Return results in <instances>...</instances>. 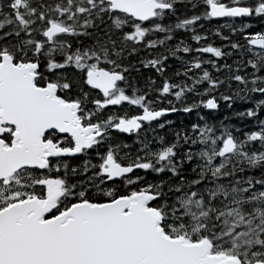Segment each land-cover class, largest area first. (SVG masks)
<instances>
[{
    "label": "snow or ice",
    "instance_id": "6c2138e0",
    "mask_svg": "<svg viewBox=\"0 0 264 264\" xmlns=\"http://www.w3.org/2000/svg\"><path fill=\"white\" fill-rule=\"evenodd\" d=\"M0 264H264V0H0Z\"/></svg>",
    "mask_w": 264,
    "mask_h": 264
}]
</instances>
